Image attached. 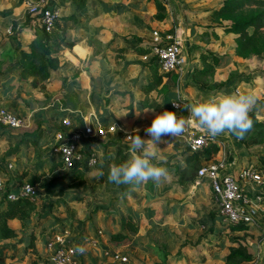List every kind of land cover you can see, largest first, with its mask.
<instances>
[{"label":"rangeland","instance_id":"rangeland-1","mask_svg":"<svg viewBox=\"0 0 264 264\" xmlns=\"http://www.w3.org/2000/svg\"><path fill=\"white\" fill-rule=\"evenodd\" d=\"M92 1L75 0L70 10L72 15L81 18L75 21L82 28H95L101 19H95L97 14L91 16L99 11ZM107 1L118 5L114 11L106 13L115 17L116 27L141 31L143 39L140 41L145 45L154 43V30L162 37L171 35L181 39L186 65L180 72L165 77L154 91L132 95L128 103L135 109L128 112L127 97H115L118 103H114V98L97 95L89 98L92 101L96 98L91 106L76 101L78 106L73 108L51 99L42 92L44 86L40 87V93L48 102L43 107L32 108L31 102L35 99L28 92L30 85L24 81L21 71L15 73L19 77L12 83V69L7 70L12 64L0 63V80L6 79V86L13 85L12 90L0 97V107L17 112L24 124L18 130H0V168L5 169L8 177L6 188L0 192V202L7 187L18 191L41 173L45 175L43 179L63 177L66 182L60 188L67 193L64 197H49L35 186L29 222H7L18 235L0 242V264H51L52 249L59 246L75 248L77 264H264V201L258 226L233 231L231 226L218 222V206L209 187L193 189L191 186L200 167L227 156L236 158L241 166L245 163L260 166L264 173V28L241 41L222 31V27L233 21L245 22L264 11V0H244L246 5L242 9L227 15L214 13L225 0H174L162 13L166 16L163 23L155 18L157 10L147 19L144 10L130 6L132 0ZM33 3L34 0H0L1 47L4 37L18 38L20 31L16 26L24 23L20 21L22 17H32ZM56 12L59 23L63 17L59 16L58 7ZM100 14L104 15L102 11ZM7 18L10 25L3 22ZM192 25L194 28H190ZM128 37H123L125 45L128 41H139ZM112 43L101 46L97 54L104 52L105 57L116 62L124 57L121 56L124 52ZM86 44L94 53L95 44L91 39H87ZM203 53L228 55L229 61L225 67L217 68L210 64V57L207 61L202 59ZM140 57L136 59L139 64L146 65L151 60V56L145 60ZM178 91L184 95L186 110L176 111L171 107ZM220 93L254 97L255 103L249 112L252 127L243 138L226 132L217 136L218 143L210 145L198 158L186 161L190 154L185 151L184 143L177 137L165 136L161 138L163 143L155 146L149 143L141 150L152 154L153 164L167 169V177L159 184L152 180L131 185L108 181L110 167L124 163L132 155L130 142L126 140L128 136L138 134L149 140L144 130L155 115L168 110L175 112L178 118H187L189 104L204 102ZM97 124L113 125L115 130L103 139L86 140L82 134L84 127ZM56 134L65 137L79 134L83 143L95 149L97 164L92 167L84 164L76 171L64 168L55 151ZM204 155L210 158L204 161ZM8 165H12L9 170ZM72 173H75L73 179H68ZM126 211H130L139 224L137 234L121 224ZM105 233H121L126 238L111 243ZM29 235L35 239L34 250L26 247ZM56 237H61L62 245L57 242L49 250L48 244ZM121 257L125 261H120Z\"/></svg>","mask_w":264,"mask_h":264},{"label":"built area","instance_id":"built-area-1","mask_svg":"<svg viewBox=\"0 0 264 264\" xmlns=\"http://www.w3.org/2000/svg\"><path fill=\"white\" fill-rule=\"evenodd\" d=\"M60 0H34L30 9L31 18L35 23L43 28L47 33L53 31L57 22V5ZM164 5H170V0H157ZM154 43L152 53L145 55L142 59L149 56L156 57L159 72L173 73L180 72L186 65L184 45L181 39L176 36L165 35L162 37L156 30L152 32ZM175 105V106H174ZM171 107L176 110H186L184 95L177 92V97L171 102ZM189 114H187V117ZM63 123H66L64 121ZM21 116L13 110L0 107V130L14 131L23 126ZM115 130L113 125L84 127L82 134L86 140L93 142L103 139ZM184 143L185 148L190 154L201 155L210 145L218 143L217 137L211 138L196 124L188 125L186 131L176 136ZM56 145L55 151L60 156V161L64 168L77 170L79 166H95L97 164L94 148H90L82 142L79 134L65 137L61 134L54 136ZM90 154V155H89ZM86 155H88L86 157ZM234 163L221 160L212 164L202 166L198 169L195 177V186H208L218 206L217 220L224 225L231 227L258 226L261 204L264 201V173L260 166L254 164L245 165L232 174L230 166ZM12 165H8V169ZM8 177L5 169L0 168V192L6 188ZM260 185V189H257ZM11 186V185H9ZM33 200L36 196V188L28 183H24L18 191H9L8 198L15 196ZM261 195L263 197H261ZM57 242L62 245L61 237H56L48 244L51 250L53 244ZM61 242V243H60ZM78 252L73 247H57L52 249L50 254L51 264H77ZM125 261V258H120Z\"/></svg>","mask_w":264,"mask_h":264},{"label":"crops","instance_id":"crops-1","mask_svg":"<svg viewBox=\"0 0 264 264\" xmlns=\"http://www.w3.org/2000/svg\"><path fill=\"white\" fill-rule=\"evenodd\" d=\"M93 2L96 7L99 8V11L94 12L91 16H95V14H97L95 19H101L99 20V22H97L95 28H93L92 26L82 28V25H78V21H75L76 18H81L77 17L76 15H72L73 12H70L72 6L75 4V0L59 1L57 5L60 11L59 16H62L63 19L61 20V22L59 21L58 24L61 30L65 33L66 41L72 44L71 48L62 47L59 50L58 54L59 57L67 63V66L61 67L58 70L52 72L50 74L49 80L41 83L38 88H32L29 86L28 92H30V94H32L34 96L33 98L35 99L31 102L32 108L39 107V105L43 107L44 104L48 102L45 96L40 93V87L44 86L45 89H43L42 92L47 93L48 96L50 95L51 99H54L57 103H61L62 106L70 105V107L74 108L75 106H78V103L81 101L84 103V105L89 106L90 103H93L96 98L93 99V101L91 99L93 97H96L97 95H102V98H114V103H118L115 97H127V109L128 112H131L135 108H132V104L128 103L130 100L129 98L135 94H144L146 82H151L153 71L150 70L147 65H143L142 63L139 64L136 60L139 55L135 54L131 49L132 45H145L143 43L144 41H140V39H143V33L136 29L125 31L120 27H116L115 17L111 16L110 14H106L114 11V8H118V5L116 3L112 5L107 0H93L92 3ZM170 2H172L171 4H173L174 0H170ZM130 6L136 9L144 10L143 14L146 15L147 19L153 17L156 14V6L154 1L148 2L144 0L140 3L139 0H132ZM101 11L102 13H104V15L100 14ZM26 19L27 17L25 19L22 17L20 21L24 23L22 25L19 24L16 26L17 30L20 31L17 39L4 37V46H0V63H6V66L12 64L10 68L7 67V70L12 69V83L16 82L14 78L19 77L15 75V73L21 71L22 75L25 77L24 81L28 82V85H30L32 79L27 75L26 72L28 59L25 57V51L27 50L28 45L31 42L34 29L31 25L26 23ZM164 20L160 21V23H163ZM3 22L8 23L9 25L11 23L10 19L8 18ZM191 27L194 28V25L190 26V28ZM7 28L8 27H6V30ZM28 28H30V31H27ZM1 30L2 28L0 29V31ZM125 36H129L128 38L136 37L137 39H139V41H136L135 43L128 41L127 45H125V40L123 38ZM233 37L235 38V36ZM128 38L126 39L128 40ZM87 39H91L92 43L95 44L94 53L92 52V48L88 44H86ZM0 40H2L1 37ZM110 41L113 42L112 44H114L117 48H121L124 52V54L121 55L124 57L116 60L118 64H116L115 61L111 60L110 57H105L104 52L97 54L99 48L101 46L109 45L108 43ZM17 47H19V49L17 52H15ZM142 57L143 56H141L140 58ZM17 61H19V63ZM84 66L86 68H84ZM143 69L144 71H142ZM96 75L99 77H97ZM1 77L5 78V75H1ZM164 79L165 77L163 78V81ZM5 80H0V97L3 96V93L9 92L13 89V85H5V83L7 82ZM160 86H158L157 88H159ZM175 96L177 97V94H175ZM90 97L92 98L89 99ZM76 101H78V103H76ZM110 110H113V108ZM205 155L204 158H210V155ZM224 156H227V154L224 153ZM222 160L228 161L229 163H234L230 166V171L232 174H235V171L237 169L245 166L246 164L245 163L241 166L240 162L236 163V158H233L232 156H227L226 159ZM191 186L193 189L201 187L195 185Z\"/></svg>","mask_w":264,"mask_h":264},{"label":"trees","instance_id":"trees-1","mask_svg":"<svg viewBox=\"0 0 264 264\" xmlns=\"http://www.w3.org/2000/svg\"><path fill=\"white\" fill-rule=\"evenodd\" d=\"M155 6L157 10L156 20L163 21L164 16L162 13L165 10L166 5L155 1ZM246 5L244 0H225L220 8L214 13L217 15H227L234 13L242 9ZM34 18L27 17L26 23L31 25L34 29L32 39L25 51V57L28 59L26 66L27 75L32 79L30 86L32 88H38L41 83L49 80L50 74L61 67L67 66V63L59 57V50L62 47L71 48L72 44L66 41L65 33L61 30L58 22H56L55 27L52 32L47 33L43 28L38 26ZM32 22L34 25H32ZM36 24V25H35ZM264 28V11L256 14L249 20L245 22L233 21L232 24L222 27V31L225 34H231L235 36L237 41L244 40L249 37L250 33H258ZM132 51L139 55L145 56L152 53L153 47L151 45H132ZM202 59L207 61L208 57L211 58V65L217 68H222L227 65L229 61L228 55L218 56L216 54H201ZM155 56H153L149 63L146 65L150 70L153 71L152 81L145 85L144 92L148 93L153 91L155 88L162 84L163 78L167 77L170 73H161L158 70L157 63H154ZM158 70H153L155 68ZM187 152V150H185ZM190 154V153H189ZM194 155V156H192ZM186 161H190L192 158H198V155L190 154ZM207 161V158H204ZM118 165L121 164L117 163ZM76 171V170H75ZM76 173V172H75ZM75 173L67 176L68 179H73ZM100 172L101 180H105ZM45 178L44 173L34 175L30 180L29 184L32 186H39L42 193L49 197H64L66 196V191L60 186L66 181L63 177H53L50 179ZM10 189L7 187L3 194L2 201L0 202V242L10 240L18 235V232L8 225V221L17 220L21 223H28L30 213L33 207V203L30 199L15 196L13 199H9ZM5 204V206H2ZM123 227H125L129 232L133 234L138 233V222L130 211L125 212L124 219L121 221ZM233 231H241L246 228V226L231 227ZM106 238L109 242L115 243L120 242L126 236L121 233L111 234L105 233ZM47 244V243H46ZM26 247L29 250L35 249V239L32 235H29ZM232 257L234 255H231ZM228 259V258H227Z\"/></svg>","mask_w":264,"mask_h":264},{"label":"clouds","instance_id":"clouds-1","mask_svg":"<svg viewBox=\"0 0 264 264\" xmlns=\"http://www.w3.org/2000/svg\"><path fill=\"white\" fill-rule=\"evenodd\" d=\"M254 103L251 95L220 93L204 102L189 104L187 118H178L175 112L164 110L155 115L144 130L151 139L144 140L138 134L127 137L132 155L124 163L110 167L108 181L116 185H131L152 180L159 184L162 178L167 177L168 171L152 163L151 153L141 151L146 144L155 146L164 142L162 137L179 136L191 124H196L211 138L226 132L243 138L252 127L249 112Z\"/></svg>","mask_w":264,"mask_h":264}]
</instances>
